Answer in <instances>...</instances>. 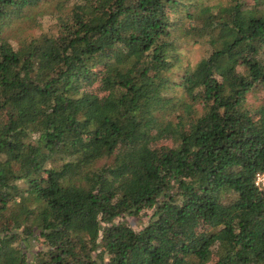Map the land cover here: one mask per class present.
<instances>
[{"label": "trees", "instance_id": "obj_1", "mask_svg": "<svg viewBox=\"0 0 264 264\" xmlns=\"http://www.w3.org/2000/svg\"><path fill=\"white\" fill-rule=\"evenodd\" d=\"M258 89L264 0H0V264H264Z\"/></svg>", "mask_w": 264, "mask_h": 264}, {"label": "rangeland", "instance_id": "obj_2", "mask_svg": "<svg viewBox=\"0 0 264 264\" xmlns=\"http://www.w3.org/2000/svg\"><path fill=\"white\" fill-rule=\"evenodd\" d=\"M188 47H190V50H188V52L187 49H183V56L187 57V59L191 62H195L201 58L203 54L202 45H196V46L192 45ZM248 100H249V104L252 106V109L256 110L255 112L260 111L261 108H264V90L262 89L256 90L249 96ZM121 220L130 223L135 228L141 227L143 225V222H140L136 218L125 217L124 219Z\"/></svg>", "mask_w": 264, "mask_h": 264}, {"label": "built area", "instance_id": "obj_3", "mask_svg": "<svg viewBox=\"0 0 264 264\" xmlns=\"http://www.w3.org/2000/svg\"><path fill=\"white\" fill-rule=\"evenodd\" d=\"M256 185L264 189V174L257 175Z\"/></svg>", "mask_w": 264, "mask_h": 264}]
</instances>
